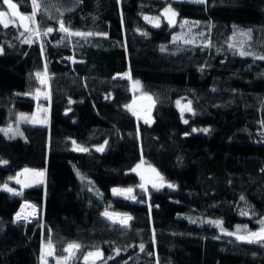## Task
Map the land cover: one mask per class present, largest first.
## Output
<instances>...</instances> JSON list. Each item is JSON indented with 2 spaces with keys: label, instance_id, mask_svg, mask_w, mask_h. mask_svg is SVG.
I'll use <instances>...</instances> for the list:
<instances>
[{
  "label": "trees",
  "instance_id": "16d2710c",
  "mask_svg": "<svg viewBox=\"0 0 264 264\" xmlns=\"http://www.w3.org/2000/svg\"><path fill=\"white\" fill-rule=\"evenodd\" d=\"M58 1L60 11L40 6L31 28L0 23V264H38L49 240L46 264H264L262 243L226 234L264 220V60L255 58L264 55V0ZM13 3L31 16L32 0ZM167 8L173 25L146 21ZM0 11L11 14L2 0ZM106 12L120 15L123 38L111 35ZM60 21L93 35L62 32ZM42 76L63 125L12 130L34 113ZM131 81L151 97L148 119L132 108ZM177 101L192 111L183 115ZM141 164L165 184H143ZM25 168L44 170L45 183H12ZM128 188L134 198L112 191ZM25 203L39 219L20 228ZM106 210L129 224L94 231ZM156 235L174 240L156 244ZM75 240L80 250L65 262ZM97 250V262L83 261Z\"/></svg>",
  "mask_w": 264,
  "mask_h": 264
},
{
  "label": "rangeland",
  "instance_id": "374dc122",
  "mask_svg": "<svg viewBox=\"0 0 264 264\" xmlns=\"http://www.w3.org/2000/svg\"><path fill=\"white\" fill-rule=\"evenodd\" d=\"M58 0H37V3L39 4V6H41L44 10H46V8H49L52 10V8H55V12L60 11L61 7H57L56 5H58ZM46 6V7H45ZM170 11H168L167 13L165 12V10L162 13V17L159 18V25H161L164 21L169 23V18H171L172 23H169L171 25H173L176 20H177V14L175 13V11H173L171 8H167ZM173 13H175V15H173ZM106 18L108 19V21L110 22V27H111V35L115 38H123L124 33H123V29L121 27L120 24V15L118 14H113L110 12H106L105 13ZM13 18L10 15H8L5 19L8 22V25L14 23ZM147 22H149L150 24L154 25L156 24V18L154 17H149L148 19H146ZM26 25H29L28 28H31L30 26V20L26 21ZM3 24V23H2ZM4 25V24H3ZM35 35H39L38 30L35 31L33 33V36ZM41 82L43 84V89L42 91H39L34 97L37 101L36 104V109L34 111V113L32 115H29L25 121H23L22 123H19L16 125V127H13L12 130H16V128L20 127L21 124H26V125H34V126H50L51 124H55V125H63V122L59 119L56 118L54 116H52L50 108L48 106V79L47 77L42 76L41 77ZM139 82V83H137ZM131 89L132 92L134 93L135 96L137 97H148L142 87V83L140 81H131ZM180 103L178 104V108L180 110V112L184 115L187 113H190L187 108H185V105H189L188 102L186 101H179ZM191 107V106H190ZM148 114L146 115V118H150L151 117V111L147 112ZM9 130L11 129H7L6 133L9 132ZM78 151L79 148H77ZM152 167L146 165V164H141L139 168L136 169L137 174L139 175L141 181L143 184H146L148 187L150 188H157V187H161L163 186V180L160 179V175L157 176V172H153L152 171ZM38 173H43V175H38ZM19 181V182H17ZM46 181V172L44 170H34V169H22L21 171H19L15 176H13L11 178V182L14 184H19L21 185L24 189L26 188H32V187H37V186H41L45 183ZM156 184V187H153V184ZM10 188V187H7ZM12 189V188H10ZM5 191L12 193V194H16L17 192H15L13 189V191H8L6 188H4ZM123 190V189H121ZM127 198H132V193L131 194H125V195H121ZM32 208L30 207V205H23L22 211L25 212V214H29L31 212ZM110 213V212H109ZM113 214V219H108L105 216L101 215L99 217L96 218L95 223H94V231H105L110 225L113 224H121L122 226H127L129 224L130 219H128L126 221V224H122L120 221L122 218L124 217H130L129 215L126 214H120V213H111ZM20 228H22V226H18ZM239 235H245V234H239ZM235 236V235H234ZM236 237V236H235ZM171 240L174 239H170L168 237H165L163 235H156L154 237V242L156 244H166L168 242H170ZM241 241V240H240ZM89 244H93L96 243V240L93 239H88ZM176 243H179L177 240L175 241ZM245 242V241H242ZM73 243H78L80 244V242L78 240L73 241ZM47 247L44 248L43 254L42 256L39 258L38 260V264H46L48 257L51 255L47 254ZM92 252H96V251H92ZM87 255V253H86ZM93 259V260H91ZM100 259L97 257H89L88 260L83 259L84 262L87 263H94L97 262Z\"/></svg>",
  "mask_w": 264,
  "mask_h": 264
},
{
  "label": "snow or ice",
  "instance_id": "6c2138e0",
  "mask_svg": "<svg viewBox=\"0 0 264 264\" xmlns=\"http://www.w3.org/2000/svg\"><path fill=\"white\" fill-rule=\"evenodd\" d=\"M197 2H201L203 3L204 0H197ZM2 4L3 5H7L9 9H11V16L12 17H17L19 16L20 20L21 21H24V20H31V21H34V17L36 15V12L39 10L40 6L39 4L37 3V0H32V4H33V12L31 13V16H23V15H20L18 12H17V5L15 3H13V0H2ZM168 11H170L169 9H166L165 12L167 13ZM9 15V13L7 11H0V23H3L5 27L8 26V22L7 20L5 19L7 16ZM173 15H175V13H173ZM145 19H148V17H145ZM156 24L155 26L156 27H159V17L156 18ZM169 23H172V20L171 18H169ZM185 24H187L188 22L185 21L184 22ZM25 29H27V26H25ZM53 31L52 28H47L46 29V32L45 34L47 33H51ZM60 31L62 32H66V33H69V29L66 28L64 26V23L63 21H60ZM24 33H21V35H23ZM70 35H75V36H78V37H84V36H91L93 35L92 33H82V32H73V33H69ZM235 35V34H234ZM240 35H245L247 36L249 39L251 38V32L249 31L248 33H240ZM27 42H30L27 41ZM245 43V41H241V45H243ZM230 47H235V44L233 45H229ZM239 55L241 56H245V55H253V53L249 52V51H245L243 50V47H241V49L239 50ZM255 58L257 59H262L264 60V55H258L256 56ZM139 83V82H137ZM147 99L151 100V97H147ZM180 102L177 101V104H179ZM190 104L191 102H189V105H185V108H187V110L189 112L192 111L191 107H190ZM185 123H187V121H184ZM193 131H195V129H193ZM203 131L207 132L209 131L208 129H203ZM107 143V142H105ZM80 151H83V152H87L89 151V149L87 148H79ZM97 151H103V146H101L100 148H97ZM3 163H7L6 161H3ZM140 165H137V168H139ZM133 171H135V169H133ZM153 172H155V169H152ZM38 175H43V173H38ZM159 174L157 173V176ZM160 179L162 180L163 178L160 177ZM19 182V181H17ZM157 185L154 183L153 184V187H156ZM4 187L8 190V191H13L12 189L10 188H7V185H4ZM142 187V186H141ZM168 187H172V185H168ZM114 194H117V195H125V194H131L133 192V189L132 188H128V189H113L112 190ZM134 198V197H132ZM241 200H244L245 198L243 196L240 197ZM242 215H247V212H242L241 213ZM103 216H105L106 218L108 219H113V214L109 213L107 210L102 214ZM128 219H131V217H124L121 219V223L122 224H126V221ZM195 222V221H194ZM216 223L218 226L221 224L220 221H216L214 222ZM259 223L261 224V227L258 231H249L247 230V226L245 225L244 226V229L246 231V234L245 235H239L238 233H240L241 231V228L239 225L236 226V232H228L226 233L227 235H235L236 236V239L237 240H241V241H245L247 243H262V245H264V220H260ZM223 231V229H221ZM47 254L48 255H53V246L51 244V241L49 240L47 245ZM80 245L78 243H70L68 244V247L66 249H64L63 251L65 252H68L69 253V256L68 257H64L63 260L66 262L67 259H69L70 257L73 256L74 252L75 251H78L80 250ZM140 248L141 250H143V245H140ZM119 251V250H117ZM102 256V253L97 250L96 252H88L87 255L84 257L85 260H88L89 257H101ZM57 264H61V261L58 260L57 261Z\"/></svg>",
  "mask_w": 264,
  "mask_h": 264
},
{
  "label": "built area",
  "instance_id": "2783aa9c",
  "mask_svg": "<svg viewBox=\"0 0 264 264\" xmlns=\"http://www.w3.org/2000/svg\"><path fill=\"white\" fill-rule=\"evenodd\" d=\"M24 205H30L32 208L29 214H25L22 209L15 215L14 223L17 226L26 227L28 224L38 221L39 219V209L30 203H25ZM23 208V207H22Z\"/></svg>",
  "mask_w": 264,
  "mask_h": 264
},
{
  "label": "water",
  "instance_id": "95a60500",
  "mask_svg": "<svg viewBox=\"0 0 264 264\" xmlns=\"http://www.w3.org/2000/svg\"><path fill=\"white\" fill-rule=\"evenodd\" d=\"M9 10L11 11V9H9ZM17 12L20 14L18 8H17ZM14 18L17 19L18 21H20L23 25H26V21L25 20L21 21L19 16L14 17ZM132 108L136 112H139L140 114H145L153 108V102L151 100L147 99V97H138L132 101Z\"/></svg>",
  "mask_w": 264,
  "mask_h": 264
},
{
  "label": "crops",
  "instance_id": "0c3cea01",
  "mask_svg": "<svg viewBox=\"0 0 264 264\" xmlns=\"http://www.w3.org/2000/svg\"><path fill=\"white\" fill-rule=\"evenodd\" d=\"M49 97H50V92H49V85H48V99H49ZM91 260H93V259H91Z\"/></svg>",
  "mask_w": 264,
  "mask_h": 264
}]
</instances>
